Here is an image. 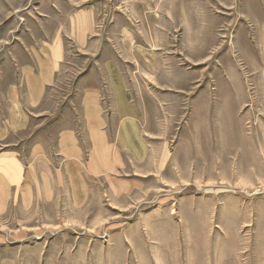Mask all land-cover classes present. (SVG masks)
<instances>
[{"label":"rangeland","instance_id":"1","mask_svg":"<svg viewBox=\"0 0 264 264\" xmlns=\"http://www.w3.org/2000/svg\"><path fill=\"white\" fill-rule=\"evenodd\" d=\"M14 87L28 124L0 149L27 188L0 217V264H264V0H0L6 123Z\"/></svg>","mask_w":264,"mask_h":264},{"label":"crops","instance_id":"2","mask_svg":"<svg viewBox=\"0 0 264 264\" xmlns=\"http://www.w3.org/2000/svg\"><path fill=\"white\" fill-rule=\"evenodd\" d=\"M38 61L40 62V69L36 73V75L33 73L32 68L28 69V77L34 78V88L29 89L33 90L34 92L28 93L29 96V103L30 105L38 104L44 96V89L47 87H50L54 83L55 79V72L56 68L54 66L56 65V62L49 57V55H45L43 58H38ZM111 69V68H110ZM113 74L114 72V66H113ZM108 70V67H107ZM42 71V72H41ZM36 76V77H35ZM114 78V85L118 86L119 91H117L120 96V99L122 103L125 100V97L123 95L122 89L123 84L120 80V78H117L113 76ZM30 85L32 83H29ZM96 83L93 81L92 83L88 82V77H85L82 85H80V91H82L81 94V100L83 106V109L85 111H92L94 112L91 106L96 107ZM114 86V87H115ZM116 88V87H115ZM29 92V91H28ZM5 99L7 103H9L10 107L6 109L7 117L9 123H6V117L1 114L0 115V133L8 132V128H6V125L11 126V130H17L23 128V126L27 125V116L24 114L23 108H21V94L20 89L14 87L12 88L9 93L6 95ZM126 106V105H125ZM128 108H126L127 110ZM96 110V109H95ZM130 112V111H129ZM131 116V112L128 114ZM96 124V123H95ZM94 122L91 124L93 127L96 125ZM126 126V125H125ZM5 128V130L3 129ZM4 130V131H3ZM126 133H123L124 135L123 139H126L125 136ZM58 139H75L74 136L71 133H62L60 136H58ZM33 152L31 151L30 159L32 162H28L27 166H34L35 169L32 171L36 175L37 168L40 167V169H43L44 171L49 169L48 162L46 161V153L43 151V148L40 147L38 151L36 150V147L34 144L32 145ZM39 173V171H38ZM27 176L24 171V166H22V161L20 160L19 155L14 151L9 150H2L0 149V217L2 214H4L8 208V204L10 200L14 197L13 192H19V190L23 188V190L26 191L27 185L26 183ZM34 184V182L32 183ZM26 187V188H25ZM26 194V193H25Z\"/></svg>","mask_w":264,"mask_h":264}]
</instances>
